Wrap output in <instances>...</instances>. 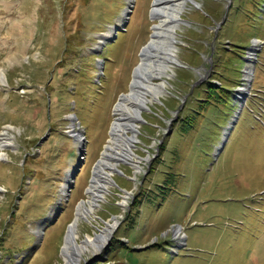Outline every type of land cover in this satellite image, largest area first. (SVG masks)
Segmentation results:
<instances>
[{
  "label": "rangeland",
  "instance_id": "1",
  "mask_svg": "<svg viewBox=\"0 0 264 264\" xmlns=\"http://www.w3.org/2000/svg\"><path fill=\"white\" fill-rule=\"evenodd\" d=\"M131 1L0 0V137L14 142L0 149V264L63 262L157 22L155 0ZM182 20L168 93L140 124L136 153L149 160L135 181L119 165L95 214L99 226L120 216L119 226L82 264H264V0H196ZM73 130L90 136L81 155ZM94 231L83 221L80 237Z\"/></svg>",
  "mask_w": 264,
  "mask_h": 264
},
{
  "label": "bare ground",
  "instance_id": "2",
  "mask_svg": "<svg viewBox=\"0 0 264 264\" xmlns=\"http://www.w3.org/2000/svg\"><path fill=\"white\" fill-rule=\"evenodd\" d=\"M131 5L132 1L128 0ZM196 4V0H155L153 5L152 18L155 20L153 33L149 44L144 48L142 61L134 72L133 82L130 92L122 94L120 101L114 110L115 120L111 129V139L105 152L93 170V180L88 189V200L80 203L75 219L68 227L64 243L61 249L63 262L61 264H82L108 244L109 239L119 226L120 216H114L112 220L103 222V226L96 223L95 214L111 194V187L114 185L113 177L119 172L120 164H129L133 167L137 180L138 174L143 167L142 162H147L149 158H141L136 153L137 144L140 140V124L143 113L149 111L154 103L160 101L161 97L168 93V79L172 76L173 69L179 65L177 58V30L183 25L182 15L190 5ZM126 11L120 22L128 15ZM104 34L102 39H106ZM256 47L250 50V62L254 59ZM254 69L248 66L245 73V81L251 79ZM174 74V73H173ZM1 84L5 82L4 74L0 75ZM249 90L245 85L238 94L244 96ZM239 98V97H238ZM241 98V97H240ZM71 120L73 118L70 117ZM74 127V126H73ZM75 129V128H74ZM80 146V133L73 131ZM78 134V135H77ZM14 145L13 138L8 131H4L0 137V149L5 151ZM143 165V164H142ZM75 168L76 164L73 165ZM73 171H68L65 182L62 184L61 198L66 197L70 175ZM122 201L119 205L122 210L128 205V200L132 192L123 191ZM60 205V203H59ZM57 210L53 209V216ZM49 216V217H50ZM48 217V218H49ZM83 221L94 226V234H88L84 238L80 237V226ZM97 224L98 226H96ZM43 226L38 228L36 235L42 239ZM177 240L184 241V235L179 228L175 233Z\"/></svg>",
  "mask_w": 264,
  "mask_h": 264
},
{
  "label": "trees",
  "instance_id": "3",
  "mask_svg": "<svg viewBox=\"0 0 264 264\" xmlns=\"http://www.w3.org/2000/svg\"><path fill=\"white\" fill-rule=\"evenodd\" d=\"M215 84H213L212 83V86H208V90L209 91H214L217 95H218V91H220V92H223V91H226L225 90V88L222 86L221 88H216L215 86H214ZM79 118V117H78ZM80 119V118H79ZM81 121V120H80ZM86 134H87V132H86ZM86 138H87V140H88V142L90 141V136L89 135H86ZM73 153H75V155L77 154V150H76V148L72 151ZM29 161V160H28ZM28 162H26L25 164H24V167L26 166V164H27Z\"/></svg>",
  "mask_w": 264,
  "mask_h": 264
},
{
  "label": "water",
  "instance_id": "4",
  "mask_svg": "<svg viewBox=\"0 0 264 264\" xmlns=\"http://www.w3.org/2000/svg\"><path fill=\"white\" fill-rule=\"evenodd\" d=\"M149 44V43H148ZM146 47V46H145ZM144 47V48H145ZM144 50V49H143ZM251 50V48H248V51H250ZM142 53H143V51H142ZM142 55V54H141ZM141 59H142V57H141ZM141 63V62H140ZM137 69V68H136ZM134 76V75H133ZM142 122V121H141ZM76 139V138H75ZM42 141L43 140H41V142L40 143H42ZM84 142V139H82V143ZM84 148V147H83ZM85 149V148H84ZM83 153H85V150H82L81 149V147H80V149L78 150V155H81V154H83ZM73 178H70V183H69V185H68V194L71 192L70 190H72V187L74 186V180H72ZM45 228V226L43 227V229ZM42 235H43V233H42Z\"/></svg>",
  "mask_w": 264,
  "mask_h": 264
}]
</instances>
